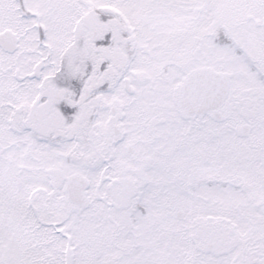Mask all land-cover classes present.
<instances>
[{
	"label": "snow or ice",
	"instance_id": "snow-or-ice-1",
	"mask_svg": "<svg viewBox=\"0 0 264 264\" xmlns=\"http://www.w3.org/2000/svg\"><path fill=\"white\" fill-rule=\"evenodd\" d=\"M0 264H264V0H0Z\"/></svg>",
	"mask_w": 264,
	"mask_h": 264
}]
</instances>
